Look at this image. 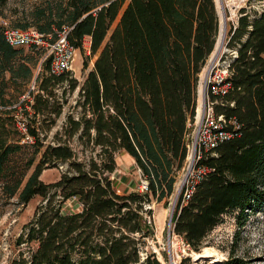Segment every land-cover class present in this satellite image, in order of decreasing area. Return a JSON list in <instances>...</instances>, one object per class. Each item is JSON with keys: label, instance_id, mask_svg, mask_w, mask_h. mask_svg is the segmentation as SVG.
Here are the masks:
<instances>
[{"label": "trees", "instance_id": "16d2710c", "mask_svg": "<svg viewBox=\"0 0 264 264\" xmlns=\"http://www.w3.org/2000/svg\"><path fill=\"white\" fill-rule=\"evenodd\" d=\"M7 1L0 0L1 18ZM23 19L12 27L53 37L65 31L84 69L95 59L81 82L71 70L52 74L50 59L39 61L42 50L10 45L0 22V195L21 205L40 197L8 264H163L144 249L152 235L145 215L152 200L168 203L186 161L199 74L219 30L214 0H43ZM226 46L230 86L209 98L235 133L201 151L196 165L208 171L188 200L182 187L171 220L194 252L225 215L241 231L264 213V9L240 8ZM18 112L29 142L17 129ZM121 151L134 159L146 191L116 190ZM59 166L57 180H41ZM233 238L227 258L213 264H256L236 254L239 233ZM179 264L192 262L183 256Z\"/></svg>", "mask_w": 264, "mask_h": 264}, {"label": "rangeland", "instance_id": "374dc122", "mask_svg": "<svg viewBox=\"0 0 264 264\" xmlns=\"http://www.w3.org/2000/svg\"><path fill=\"white\" fill-rule=\"evenodd\" d=\"M43 0H8L6 6L3 9L5 14L4 18L0 17V22L6 26V28H11L12 25L19 21L24 22V13H29L34 10V8L40 5ZM218 20H219V30L216 39V43L213 51L206 60L204 67L202 68L196 89V114L194 125L189 136L188 153L186 157L185 164L183 168L179 171L176 179V189L182 182L186 170L189 166L190 155L193 150V137L196 132L197 117L200 114L201 104L203 101V81L205 73L208 70V66L213 58V65L209 68V72L212 75L220 74L222 71L221 65L225 64L228 60L226 54L229 53L227 48V36L230 28L235 25L238 11L242 7L256 9L257 11H262L264 9V1H248V0H221L222 6L224 7V23L225 32L222 38V43L219 48H217V41L220 35V24L221 18L219 9L217 6V0H214ZM14 28V27H12ZM34 28V27H29ZM84 51L86 55H89L88 39L86 38L83 43ZM217 49V50H216ZM217 51V54L215 52ZM44 59V54L40 56L39 61ZM95 56L88 60V66L86 69L83 68L84 56L79 49H76L74 59L72 62L71 72L72 75L81 82L86 75L88 69L93 66ZM38 68L35 69L37 73ZM201 90V92H200ZM206 90V87H205ZM76 91L73 92L68 98V103L65 105V112L68 111V106L74 103L76 98ZM207 92L204 94L205 102L207 105ZM22 98V97H21ZM27 98V95L25 96ZM23 99V98H22ZM18 104V103H15ZM207 107V106H206ZM202 111V110H201ZM17 115H22L21 112L16 113ZM74 115L76 113L74 112ZM25 118L24 115H22ZM64 120V114H62L56 121L55 125L51 128L48 138L44 143H48L52 138V132L59 129ZM116 168L112 174V179L114 186L118 192H127L131 190H139V185L144 178L141 175L140 169L135 164L134 159L127 153L121 151L115 154ZM194 163V162H193ZM63 169L62 166L59 168H47L42 171L40 178L44 182H53L57 180L60 176V172ZM174 195L169 198L168 203L165 205L163 202H157L152 200L151 204L148 205L152 209L151 217L145 215L146 223L152 228V235H150L145 241V250L154 252L158 259L163 264H179L183 256H189L192 264H213L222 261L227 258L229 254V248L231 246L232 239H234L235 233H239V241L237 246L236 254L250 258L256 264L264 263V213L259 212L257 214L251 215L248 219L246 225L241 231L237 230L235 219L233 215H225L223 221L217 225L204 239L202 247L199 252L191 251L184 244L181 237L170 231L168 234V222L170 210L175 208L176 201L174 202ZM40 197H34L28 204L21 205L17 203L16 198H4L0 195V264H8L11 257L15 256L17 253L18 245L15 243V239L22 230V227L27 223L33 216L34 209ZM70 206V204L68 205ZM172 229V225H171ZM239 231V232H237ZM21 249L26 251L28 248L27 244L20 245ZM198 254V255H197Z\"/></svg>", "mask_w": 264, "mask_h": 264}, {"label": "built area", "instance_id": "2783aa9c", "mask_svg": "<svg viewBox=\"0 0 264 264\" xmlns=\"http://www.w3.org/2000/svg\"><path fill=\"white\" fill-rule=\"evenodd\" d=\"M5 38L7 42L14 46L34 47L42 50L44 59H50V73L58 75L65 70H70L74 59L76 49L73 48L66 39L65 31L58 32L55 37L51 34H43L34 28L19 29L6 28ZM88 50V48H87ZM222 71L220 74L212 75L208 71L206 78L204 76V93L207 92V105L204 102V111L197 129L193 137L195 146V155L191 166L187 168L188 173L184 183L183 200H188L193 192L195 185L206 174L208 169L203 166H197L196 162L201 156V151H208L215 148L220 142L234 136V130H227L226 121L223 115L216 116L213 112V103L209 98V94L214 96L224 95L229 89L230 83L227 81L228 70L227 61L221 65ZM206 87V90H205ZM33 88V87H32ZM203 94V93H202ZM207 106V107H206ZM201 114V113H200ZM198 119V117H197ZM236 124L234 120L229 121ZM17 129L25 136L23 141H31V138L26 135L25 118L17 116ZM237 128L238 126L235 125ZM194 162V163H193ZM186 170V171H187ZM139 189L147 190V182L142 180Z\"/></svg>", "mask_w": 264, "mask_h": 264}, {"label": "water", "instance_id": "95a60500", "mask_svg": "<svg viewBox=\"0 0 264 264\" xmlns=\"http://www.w3.org/2000/svg\"><path fill=\"white\" fill-rule=\"evenodd\" d=\"M224 17H225V16H224ZM212 65H213V59L211 60L209 66H208V70H209V68H210ZM208 70H207V72L205 73V78H206V75H207V73H208ZM204 92H205V91L203 90V94H202V97H203V101H202V111H201V114L198 116L197 124L200 123L201 118H202V113H203V111H204V102H205V100H204V99H205V97H204V94H205V93H204ZM194 155H195V146L193 147L192 153H191V155H190L189 167H190L191 164H192V160H193V158H194ZM187 173H188V170L186 171V174H185V176H184L182 182L180 183V185L178 186V188H177L176 191H175L174 202L176 201L177 197L179 196V194H180V192H181V189H182V187H183V185H184V183H185L186 177H187ZM172 215H173V208L170 210V215H169L168 234H170V231H172V229H171ZM172 232H173V231H172ZM170 259H171V264H172V258H170Z\"/></svg>", "mask_w": 264, "mask_h": 264}, {"label": "bare ground", "instance_id": "6f19581e", "mask_svg": "<svg viewBox=\"0 0 264 264\" xmlns=\"http://www.w3.org/2000/svg\"><path fill=\"white\" fill-rule=\"evenodd\" d=\"M217 6H218V9H219V13H220V18H221V24H220V35H219V39L217 41V48H219L221 46V43H222V38H223V35H224V32H225V23H224V7L222 6V3H221V0H217ZM217 50V49H216ZM217 54V51L215 52V54L213 56H215ZM214 57H212L213 59ZM203 89H204V85H203ZM201 92V90H200ZM201 108H202V104H201ZM202 110V109H201ZM201 110H200V113H201ZM198 116L200 115L199 113L197 114ZM198 255V254H197Z\"/></svg>", "mask_w": 264, "mask_h": 264}]
</instances>
